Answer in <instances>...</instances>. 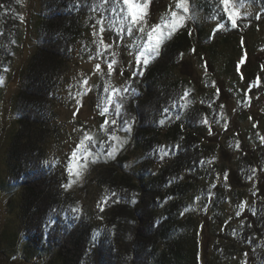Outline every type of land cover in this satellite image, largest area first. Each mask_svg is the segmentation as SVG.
Instances as JSON below:
<instances>
[{
	"label": "rangeland",
	"instance_id": "obj_1",
	"mask_svg": "<svg viewBox=\"0 0 264 264\" xmlns=\"http://www.w3.org/2000/svg\"><path fill=\"white\" fill-rule=\"evenodd\" d=\"M83 1L89 7L80 10L82 37L60 43L63 63L48 94L51 110L44 117L48 120L43 138L32 140L40 147L30 149L29 161L19 170L18 166L11 168L9 161L18 120H42L37 111L20 104L30 60L44 44L40 22L47 15L61 18L70 12V7L49 10L43 0H20L22 36L6 76L0 79V264H60V249L70 245L72 233L85 222L99 229L107 227L109 212L102 205L105 189L97 182L107 163L100 145L81 177L67 181L69 158L82 128L105 144L102 126L105 120H115L111 123L114 140L105 144L109 158H116L135 180L157 174L177 154L181 141L166 137L165 129L160 150L154 155L129 141L132 127L138 123L152 128L148 114L159 111L149 99L150 91H141L146 79L130 78L134 72L139 76L136 58L149 32L185 31L193 36L199 26L197 42L185 36L186 46L173 61L167 53L161 57L168 64L170 82L188 81L182 102L170 111V118L194 132L204 151L202 169L187 170L183 175L194 186L183 218L192 223L200 264H264V229L255 227L252 234L242 237L247 216L252 217L258 202L264 201V5L230 0L229 11L238 24L233 28L230 19L208 16L199 0H188L187 12L176 6V0H132V12L140 21L136 24L127 7H113L115 0ZM109 64L114 66L112 94L105 80ZM125 87L124 97L120 92ZM131 106L137 118L130 112ZM56 172L63 178L60 183L54 179ZM55 181L64 187L68 202L78 213L71 216L70 225L57 220L46 243L36 244L25 231L31 220L22 216L23 194L27 184L51 187ZM217 200L221 204L216 206ZM148 204V197L143 198L142 205ZM135 258L144 261V254ZM103 264H111L105 255Z\"/></svg>",
	"mask_w": 264,
	"mask_h": 264
},
{
	"label": "trees",
	"instance_id": "obj_2",
	"mask_svg": "<svg viewBox=\"0 0 264 264\" xmlns=\"http://www.w3.org/2000/svg\"><path fill=\"white\" fill-rule=\"evenodd\" d=\"M115 1L113 7H118L119 10H123V6L127 7L132 14V0L131 8L123 0ZM137 1L143 3L144 0ZM247 1L264 5V0ZM43 2L49 10L70 7V12L61 18L47 15L40 22L39 31L44 44L38 47L30 60L25 88L20 93V104L37 111L42 120L32 123L24 118L18 120L19 127L10 146L9 161L11 168L18 166L19 170L29 161L27 153L30 154V149L40 147L32 143V140L43 138L45 123L48 120L44 117L51 110L48 94L58 79L56 75L63 63L59 52L60 43L68 44L71 40L82 37L84 21L80 10L85 8L84 6L89 7L83 0ZM199 6L210 17L222 21L229 20L225 12V8L229 11V4L223 5L219 0H199ZM201 30L199 26L198 33L193 36L185 31L151 32L153 40L149 42L148 36L145 37L138 52V56L141 52L144 53V56H140L141 64L137 65L139 76L130 78L146 79V85H140L141 91L144 88L150 91V101L159 111L162 106L163 113H147L150 115L152 128L147 129L136 123L129 133V141L134 140L147 154L159 152L164 129L166 137L181 141L180 150L176 151L177 154L168 163L161 166L157 174L147 179L141 177L135 180L125 172L119 162H115L116 158L110 160V155L107 154L110 153L109 147L105 144L107 140H114L111 136L112 122L104 123V129L101 131V135L106 137L103 140L105 144L95 139L89 130L81 129L78 143L69 158L67 181L71 183L81 177L100 145L103 149L101 156L107 163L98 173L97 182L105 189L102 205L109 212L108 223L107 227L99 229L94 224L85 222L80 230L73 232L70 245L62 247L59 251L60 264H103V255L111 264H200L197 242L192 238V223L183 218V211L189 203L188 196L194 186L192 181L185 179L186 176L183 175H186L184 173L187 170L194 172L202 169L201 158L204 151L194 132L187 130L178 120L170 118V111H174V107L182 102L183 86H186L188 81L184 79L180 82H170L168 64L163 62L161 57L167 53L173 61V57L186 46L183 44V37H191L197 42ZM21 36L20 0H0V79L6 76L13 62ZM224 40L229 41V38L225 37ZM149 43L155 48V52L149 51ZM145 58L148 60L147 64L143 63ZM105 80L112 94L115 90L113 65L106 72ZM125 89L126 87L120 92L121 96L125 97ZM130 112L137 118V112L132 106ZM105 115L111 118V114ZM54 179L59 183L63 181L58 172L54 174ZM59 183L55 181L51 187L45 184L26 185L22 216L26 221L31 220L25 224V231L36 244L46 243L48 233L53 230L57 220H63V223L70 225L71 216L78 213L76 206L68 202L69 195ZM145 197H148L149 204L144 207L142 199ZM219 202L217 200L216 206ZM251 213L252 217L247 216L243 224L242 237L252 234L255 227L264 229V201L260 200L256 210ZM43 232L47 234L46 238ZM138 253L144 254V261L136 260Z\"/></svg>",
	"mask_w": 264,
	"mask_h": 264
},
{
	"label": "snow or ice",
	"instance_id": "obj_3",
	"mask_svg": "<svg viewBox=\"0 0 264 264\" xmlns=\"http://www.w3.org/2000/svg\"><path fill=\"white\" fill-rule=\"evenodd\" d=\"M123 2H124L125 4H127V5H129V7L131 8V0H123ZM187 2H188V0H176V6H177V7H181V8L183 9L184 12H187V11L189 10L188 7H186ZM229 2H230V0H219V3H221V4H223V5H228ZM225 12L227 13V15H228V17H229V19H230V21H231V27H233V28L238 27L237 20H236L235 18H233L232 13L229 12V11L227 10V8H225ZM172 15H173V16H176L177 14H176L175 12H173ZM221 18H223V17H221ZM131 20H132L133 24L140 23V21L137 20V16H136L135 12H132V14H131ZM217 26H218V27H221V28L224 27V25H220V24H218ZM129 30H131V29H129ZM139 30H140L141 32H143V31H144V28L141 27ZM102 33H103V29H101V34H102ZM148 40H149V42H151V41L153 40V36H152V33H151V32L148 33ZM148 47H149V51H151V52H155V48L152 46L151 43H149ZM193 51H194V50H193ZM140 56H144V53L141 52V53L139 54V56L136 58V64H137V65H140V64H141ZM143 63H144V64H147V63H148V60L145 58V59L143 60ZM96 67H97V69H99L100 66H99V65H96ZM109 68H110V69L112 68V64H109ZM121 74H122V73H121ZM135 75H136V73L134 72V73H133V76H135ZM85 83H87V81H85ZM104 111L107 112L108 109H104ZM165 111H166V110H165ZM117 114H119V113H117ZM107 123H108V121L105 120V124H107ZM115 123H116V121H115V120H112V124H115ZM123 123H124V124H128L129 122H128V121H123ZM161 123H163V121H161ZM255 126H256V125H253V127H255ZM102 127H103V126H102ZM86 139H89V140H90L91 137H86ZM262 139H264V138H262ZM107 154H108V155H111V153H107ZM73 155H75V153H74ZM74 211H75V210H74Z\"/></svg>",
	"mask_w": 264,
	"mask_h": 264
}]
</instances>
